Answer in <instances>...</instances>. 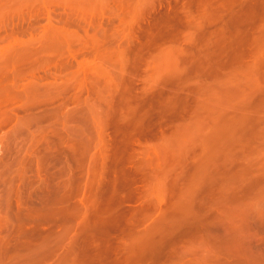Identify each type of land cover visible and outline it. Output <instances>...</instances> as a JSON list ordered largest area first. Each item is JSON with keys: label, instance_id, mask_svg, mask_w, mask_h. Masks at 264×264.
<instances>
[{"label": "rangeland", "instance_id": "374dc122", "mask_svg": "<svg viewBox=\"0 0 264 264\" xmlns=\"http://www.w3.org/2000/svg\"><path fill=\"white\" fill-rule=\"evenodd\" d=\"M14 1L0 0V264H264V0ZM67 27L105 49L27 53Z\"/></svg>", "mask_w": 264, "mask_h": 264}, {"label": "bare ground", "instance_id": "6f19581e", "mask_svg": "<svg viewBox=\"0 0 264 264\" xmlns=\"http://www.w3.org/2000/svg\"><path fill=\"white\" fill-rule=\"evenodd\" d=\"M13 1H14V0H13ZM18 1H19V0H18ZM18 1H17V2H18ZM48 1H50V2H47L46 0H44L43 2H47V3H49V4L55 2V1H52V2H51V0H48ZM62 1H63V0H62ZM67 1H68V0H66V4H67ZM70 1H72V0H70ZM74 1H75V0H74ZM74 1H73V2H74ZM84 1H85V0H82V2H84ZM89 1H90V0H89ZM89 1H87V2L89 3ZM98 1H99V3H101V5H103V6H104V3L107 4L108 6H109V4H110V3L108 4L109 0H108V2H107V0H104V1H106V2H104V1H103V2H100L101 0H98ZM114 1H116V0H114ZM119 1H120V0H119ZM130 1H131V0H130ZM142 1H143V0H141L140 2H142ZM7 2H9V1H7ZM20 2H21V0H20ZM22 2H23V1H22ZM22 2H21V3H18V4H22ZM25 2H26V4H24ZM27 2H29V1H25V0H24V3L22 4L23 8H26L27 5H29V6L31 5V6H32V5H34V3H35L34 0H33L34 3H32V4H28ZM30 2H31V1H30ZM39 2H40V0H39ZM39 2H38V4H40ZM111 2H112V1H111ZM124 2H126V1L124 0ZM127 2H128V1H127ZM127 2H126V3H127ZM134 2H135V1H134ZM137 2H138V1H137ZM9 3H10V2H9ZM63 3H64V2H63ZM68 3H70V2H68ZM85 3H86V2H85ZM90 3H91V2H90ZM94 3H95V2H94ZM126 3H125V4H126ZM142 3H144V2H142ZM7 4H8V3H7ZM14 4H16L15 1H14ZM49 4H47V5H49ZM55 4H56V3H55ZM60 4H62V3H60ZM73 4H74V3H73ZM130 4H131V3L129 2L128 4H126V6H129ZM132 4L135 6V4H134L133 2H132ZM44 5H45V4H44ZM77 5H78V4H76V6H77ZM85 5H86V4H85ZM87 5H88V6H87ZM87 5H86V7L83 6V10H81V9L78 8L79 11L81 10V15L83 14L82 12H84V14H86V13L89 12L88 15L93 14V13H90V11H92V10L94 11V9H95L94 4L91 3V5L94 7V9H92V8L89 9V8H88V7H89V4H87ZM96 5H97V4H96ZM99 5H100V4H98V6H99ZM107 5H106V7H108ZM138 5H139V4H138ZM6 6H7V5H6ZM17 6H18V5H17ZM17 6H15V7L18 8V11L22 9V7H21L20 5H19V6H20L21 8H20V7H17ZM25 6H26V7H25ZM42 6H43V5H42ZM60 6H61V5H60ZM64 6H65V5H64ZM67 6H68V4H67ZM71 6H72V5H71ZM116 6H117V5H116ZM118 6H119V5H118ZM120 6H124V5L121 4ZM11 7H12V9H15V7H14V8H13V6H11ZM45 7H46V6H45ZM72 7H75V6H72ZM101 7H102V6H101ZM106 7H104V8H106ZM113 7H114V6H113ZM129 7H131V6H129ZM136 7H137V8H140L141 6H140V7L136 6ZM1 8H2V7H1ZM1 8H0V9H1ZM46 8H47V7H46ZM111 8H112V7H111ZM111 8H110V9H111ZM125 8H126V7H124V9H125ZM44 9H45V8H43V10H44ZM47 9H48V8H47ZM67 9H68V8H67ZM101 9H102V8H101ZM101 9H98V10L101 11ZM108 9H109V8H108ZM113 9H114V8H113ZM127 9H130V8L127 7ZM132 9H133V8H132ZM76 10H77V8H76ZM106 10H107V9H106ZM119 10H120V9H119ZM135 10H136V9H134V11H135ZM12 11H14V10H12ZM45 11H46V9H45ZM49 11H50V10H49ZM49 11H48V12H49ZM108 11H110V10H108ZM121 11H122V10H121ZM130 11H131V10H130ZM134 11H133V12H134ZM3 12H4V11H3ZM46 12H47V11H46ZM74 12H75V11H74ZM103 12H104V11H103ZM103 12H101V13H103ZM112 12H113V11H112ZM127 12H128V10H127L125 13H127ZM133 12H132V13H133ZM138 12H139V11H138ZM49 13H51V12H49ZM95 13H99V12H98V11H95ZM115 13H116V11H115ZM3 14H4V13H3ZM68 14H70V13H68ZM78 14H80V13H78ZM111 14H113V13H111ZM111 14H110V15L108 14V15L111 16ZM119 14H120V13H119ZM5 15H6V14H4V17H5ZM72 15H74V14H72ZM72 15L70 14V17H71V18L74 17V16H72ZM96 15H97V14H96ZM103 15H104V14H103ZM113 15L115 16V14H113ZM129 15H130V14H129ZM114 16H113V17H114ZM126 16H127V15H126ZM131 16H132V15H131ZM0 17H1V16H0ZM67 17H69V15H68ZM79 17H80V16H79ZM83 17H85V15H84ZM97 17H98V16H97ZM111 17H112V16H111ZM111 17H110V19H111ZM2 18H3V17H2ZM2 18H1V19H2ZM5 18L7 19V17H5ZM71 18H69V19H71ZM85 18H86V17H85ZM102 18H103V17H102ZM104 18H105V17H104ZM114 18H117V17H114ZM122 18H123V17H122ZM134 18H135V17H134ZM67 19H68V18H67ZM67 19H66V20H67ZM107 19H108V18H107ZM131 19H132V18H131ZM64 20H65V19H64ZM85 20H86V19H85ZM89 20H90V19H89ZM104 20H105V19H104ZM113 20H116V19H112V21H113ZM121 20H122V19H120V22L123 23L124 20H123V21H121ZM1 21L4 22V21H7V20H1ZM68 21H69V20H68ZM70 21H71V20H70ZM108 21H109V20H108ZM2 22H0V23H2ZM65 22H67V21H65ZM89 22H91V21H89ZM101 22H102V21H101ZM4 23H6V22H4ZM68 23H70V22H68ZM68 23H67V25H68ZM71 23L73 24V22H71ZM75 23H76V21H75ZM79 23H81V22H79ZM82 23L84 24V22H82ZM97 23H98V22H97ZM106 23H107V22H106ZM129 23H131V21H129ZM129 23H126V24L129 25ZM51 24H53V23H50L49 25H51ZM86 24H88V26H89V23H88V22L85 23L84 25L86 26ZM92 24H93V23H92ZM98 24H99V23H98ZM110 24H114V23L112 22V23H110ZM126 24H125V25H126ZM131 24H132V23H131ZM133 24H134V23H133ZM75 25H78V24H75ZM80 25H81V24H80ZM84 25H83V26H84ZM96 25H97V24H96ZM122 25H123V24H122ZM125 25H124V26H125ZM128 25H127L126 27H129ZM6 26H7V25H6ZM52 26H55V25H52ZM70 26H71V25H70ZM85 26H84V27H85ZM91 26H92V25H91ZM93 26H94V25H93ZM110 26H111V25H110ZM115 26H116V27H115ZM115 26L112 25L113 28L115 27V29H117V26H118V25L116 24ZM120 26H121V25H120ZM124 26L121 27V28L123 29ZM130 26H131V25H130ZM48 27H50V26H48ZM59 27H60V25H59ZM63 27H64V26L62 25V28H63ZM118 27H119V26H118ZM130 28H132V27H130ZM66 29H67V31H69V32H67V34H66V31H65ZM97 29H98V26H97ZM97 29H96V30H97ZM102 29H103V28H102ZM102 29H100V30H102ZM104 29H105V28H104ZM104 29H103L102 31H104ZM111 29H112V28H111ZM111 29H109V30H111ZM57 30H58V29H57ZM57 30L53 31V32H57V33H53V36H52V37H55V36H56L55 34H57L58 37L56 36V38H55V40H57V41H55V40L52 41L53 38L50 37V35H52V34H50L52 30H51V31H50V30H47V31H49L48 33L50 34V35H48V37H49V39H50V40L48 39V41H51V42H50V43H51V44H50V45H51L50 48H52V50H51L50 48H47V46H48L49 44H48V45H46V44L43 45V43H45V42H42V41H45V40H42V41H41V42H42V46H45L44 48H47V51H48V52H45V53H50L52 56L49 55V54L46 55L45 53H44V54H41L42 52H41V53L39 52L40 55H38L37 52H38L39 49H40V51H41L42 46H41V47H38L39 49L37 50V49H36L37 47L34 45V43H35V39H34V42L30 41V40H32V39L28 40V41H30L29 44L31 45V43H33L34 46L32 45V47H31V46H29V45H26V48H27V47H28V48L30 47V49L32 48V49H34V50H29L27 53L30 54V53H32V52H30V51H35L36 54H35L34 52H33V54H34V55H37V59H39V58L41 59V58H42V59H43L42 61H44V63L46 62L47 59H48L49 61L52 62V60H51L52 58H50V57H54V58L60 60V62H58L59 65H60L61 62H62L63 64H64L65 62L68 63V61H65V59H67V58H69V56L75 54V51H73V49H75L76 47L79 48L80 46H82V48L85 49L84 46H86V47L89 46L90 48H88V49H92V50H91V53L94 52L93 49H98V50H100V51L102 50V49H100V47L102 48L103 45H99V44H100V41H103V39L101 40V38H100V37L103 38V36H101V35L99 36V33L102 34L103 32L101 33V32H98V31H97V33H94L96 30H95V31L92 30V31H93V34L88 35L87 33H89V32H87V31H86V33L84 32V34H79V33H77V31L74 32L73 29H70V30H69V27L65 28V29L63 30V32H60V31H62V30H59V33H58ZM105 30H106V29H105ZM113 30H114V29H113ZM120 30H121V29H120ZM123 30H124V29H123ZM64 31H65V32H64ZM72 31H73L74 33H71ZM129 31H130V30H129ZM78 32H79V30H78ZM80 32H81V31H80ZM110 32H111V31H110ZM117 32H119V28L117 29ZM123 32H124V31H123ZM123 32H122V33H123ZM104 33H105V32H104ZM106 33H107V32H106ZM112 33H113V31H112ZM58 34H59V35H58ZM64 34H65V35H64ZM118 34H119V33H118ZM120 34H121V33H120ZM42 35H43V34H42ZM62 35H63V36H62ZM115 35H117V33H115ZM123 35H124V33H123ZM45 36H46V35H45ZM104 36H106V35H104ZM109 37H110V36H109ZM113 37H114V35H113ZM123 37H124V36H123ZM51 38H52V39H51ZM121 38H122V37H121ZM133 39H134V38H133ZM109 40H110V39H109ZM48 41H46V43H47ZM110 41H111V40H110ZM122 41H123V40H122ZM128 41H129V40H128ZM133 41H134V40H133ZM23 42H26V43H27L26 40L23 41ZM23 42H21L20 45L23 46V44H24ZM38 42L40 43V41H38ZM56 42H58L57 45L55 44ZM124 42H125V41H124ZM124 42H123V43H124ZM22 43H23V44H22ZM26 43H25V44H26ZM52 43H54L55 45L52 44ZM102 43L104 44V43H106V41L104 40V42H102ZM117 43H118V42H117ZM126 43L128 44V42H125V44H126ZM17 44H18V42H17ZM25 44H24V45H25ZM27 44H28V43H27ZM114 44H115V43H114ZM125 44H124V45H125ZM131 44H132V43H131ZM15 45H16V44H15ZM15 45H14V46H15ZM39 45H41V43H40ZM50 45H49V46H50ZM74 45H77V46H75V48H73ZM78 45H80V46H78ZM109 45H111V44H109ZM120 45H122V44H120ZM22 46H21V47H22ZM105 46H106V45H105ZM122 46H123V45H122ZM125 46H127V45H125ZM125 46H123V47H125ZM128 46H129V45H128ZM10 47H12V50L9 49V47H8L7 49H9L10 51L7 50V49H4V50H7L8 52H10V54L12 53L11 55H13V54L17 55L19 52H21V54H22V52L25 50V49H22L21 47H19V49H16L17 52H18V51H19V52H18V53H15V52H14V51H16V50H14L15 47H13V46H10ZM34 47H36V48H34ZM109 47H110V46H109ZM112 47H115V46H112ZM123 47H121V48H123ZM17 48H18V47H17ZM20 48H21V49H20ZM28 48H27V49H28ZM44 48H42V50H44ZM125 48H126V47H125ZM128 48H129V47H128ZM49 49L51 50L52 53L49 51ZM53 49H54V51H55V49H56V51L59 50V51H61V53L66 51V52L69 53V55H68V53L65 54V55L67 56V58L62 57V56H61L62 54H60V56L57 57V56L59 55L58 53H60V52H56V53L54 52V53H53ZM71 49H72V50H71ZM76 49H77V48H76ZM80 49H81V48H80ZM86 49H87V48H86ZM103 49H105L104 46H103ZM108 49H109V48H108ZM108 49H107V50H108ZM110 49H111V47H110ZM123 49H124V48H123ZM21 50H22V51H21ZM116 50H117V49H116ZM118 50H120V49H118ZM126 50H128V49H126ZM110 51H112V49H111ZM29 52H30V53H29ZM66 52H65V53H66ZM6 53H7V52H5V59L8 58V56H7L8 54H6ZM117 53H118V52H117ZM21 54L17 55L19 58L21 57V59H20L19 62H16V61H18V59H19V58L17 57L18 59H15V61H12V60L9 59L10 63L13 62L14 65H15V64L20 65V63H21V61H22L23 59L27 60V57H28V56L24 57V56L21 55ZM25 54H26V53H25ZM33 54H32V55H33ZM55 54H57V56H55ZM112 54H113V52H112ZM125 54H126V53H125ZM11 55H10V56H11ZM26 55H27V54H26ZM30 55H31V54H30ZM34 55L32 56V58H34ZM44 55H45V57H47L46 59H44V58H45ZM93 55H94L95 57L97 56L96 53H95V54L92 53V56H93ZM121 55L124 56V54H122V52H121ZM121 55H120V56H121ZM42 56H43V57H42ZM63 56H64V55H63ZM66 56H65V57H66ZM99 56H100V55H99ZM109 56H113V55H111V54L109 53ZM109 56H108V57H109ZM114 56H115V55H114ZM23 57H24V58H23ZM15 58H16V56H15ZM22 58H23V59H22ZM60 58H62V59H60ZM63 58H64V61H65V62H64V61H61V60H63ZM100 58H101V57H100ZM100 58H99V60H103V59H104V57H102V59H100ZM119 58H120V57H119ZM119 58H118V59H119ZM5 59H4V61H7V60H5ZM125 59H126V58H125ZM125 59H123V60H125ZM144 59H145V58H144ZM13 60H14V59H13ZM58 60H57V61H58ZM91 60H95V58L93 59V57H92L91 59L78 61V65L81 67L82 65H83V66H85V65L88 66V64H91V65H89V66H92V65L99 64V62H97V63L95 64L96 60H95V62H94V61L92 62ZM123 60H122V61H123ZM1 61H2V60H1ZM11 61H12V62H11ZM30 61L33 62V60H31V59H30V60H27V61H24V60H23L24 63L29 62V64H30ZM34 61H37V60H34ZM38 61H39V60H38ZM97 61H98V60H97ZM103 61H104V60H103ZM23 62H22V64H23ZM51 62H50V63H51ZM120 62H121V60H120ZM124 62H125V61H124ZM8 63H9V62L7 61L6 64H8ZM41 63H42V62H41ZM50 63H49V64H50ZM66 63H65V64H66ZM6 64L3 63L2 66H3V65H6ZM32 64H35V63H32ZM42 64H43V63H42ZM46 64H47V62H46L44 65H46ZM10 65H11V64H10ZM10 65H9V66H10ZM18 65H17V66H18ZM101 65H102V64H101ZM122 65H123V63H122ZM6 66H7V65H6ZM11 66H13V65H11ZM11 66H10V67H11ZM31 66H32V65H31ZM83 66H82V68L87 67V66H85V67H83ZM3 67H4V66H3ZM7 67H8V66H7ZM103 68H104V66H103ZM6 69H7V68H6ZM89 69L91 70V68H89ZM120 69H122V68H120ZM32 70H34V69H32ZM87 70H88V69H87ZM30 71H31V70H30ZM34 71H35V70H34ZM25 72H26V71H25ZM82 72H83V71H82ZM101 72H102V71H101ZM123 72H124V71H123ZM23 73H24V72H23ZM27 73H29V72H27ZM27 73H26V74H27ZM92 73H94V72H92ZM103 73H104V72H103ZM105 73H106V72H105ZM79 75H80V74H79ZM86 77H87V76H86ZM93 78H94V77H93ZM9 79H10V78H9ZM91 79H92V78H91ZM11 80H12V79H11ZM89 80H90V79H89ZM96 80H97V79H96ZM66 81H67V80H66ZM70 81H71V79H70ZM54 83H55V82H54ZM111 85H112V84H111ZM112 86H113V85H112ZM2 90H3V89H2ZM113 93H114V92H113ZM46 97H47V96H46ZM1 98H2V97H1ZM70 99H71V98H70ZM8 101H9V100H8ZM25 103H27V102H25ZM88 103H89V102H88ZM5 110H6V109H5ZM106 111H107V110H106ZM95 113H96V112H95ZM0 125H1V124H0ZM146 149H147V148H146ZM144 153H145V152H144ZM143 160H144V159H143ZM141 172H142V171H141ZM25 215H26V214H25ZM23 216H24V215H23ZM133 218H134V217H133ZM0 225H1V224H0Z\"/></svg>", "mask_w": 264, "mask_h": 264}]
</instances>
